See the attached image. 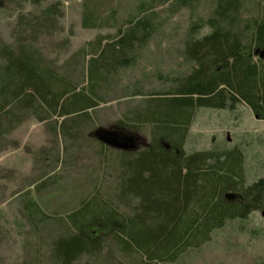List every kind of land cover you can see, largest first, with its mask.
Masks as SVG:
<instances>
[{"label": "rangeland", "instance_id": "rangeland-1", "mask_svg": "<svg viewBox=\"0 0 264 264\" xmlns=\"http://www.w3.org/2000/svg\"><path fill=\"white\" fill-rule=\"evenodd\" d=\"M218 1L0 0V52L15 54L24 46L75 93L84 91L97 104L87 117H59L37 102L24 109L0 95V264H61L55 244L75 234L68 217L89 201L127 216L137 211L136 198L120 196L124 163L151 145L155 127L135 118L196 68L187 45L217 27L248 45L254 22H264V0H237L235 11L215 25ZM130 33L137 39L123 63L99 69L94 81L89 60ZM6 64L0 55V84ZM98 131L128 136L137 150L104 144ZM233 148L242 153L245 186L264 177V121L242 103L234 109L197 108L184 153ZM114 228L84 227L83 237L102 238L100 252L71 264H168L148 263L134 251L123 254L110 237ZM169 264H264V215L226 222L209 242Z\"/></svg>", "mask_w": 264, "mask_h": 264}, {"label": "trees", "instance_id": "trees-1", "mask_svg": "<svg viewBox=\"0 0 264 264\" xmlns=\"http://www.w3.org/2000/svg\"><path fill=\"white\" fill-rule=\"evenodd\" d=\"M177 1L187 5L192 0ZM237 2L219 0L214 24L234 12ZM83 22L89 27V17ZM253 31L248 45L219 27L187 45L186 56L196 68L165 98L151 101L146 114L135 118L155 127L151 145L124 163L127 176L120 196L136 198L137 211L127 216L94 200L83 204L68 217L75 234L55 244L54 256L61 264L100 252L101 237L87 239L79 234L96 223L115 227L110 237L123 254L134 251L148 263L169 264L209 242L212 232L226 222L245 220L255 212L264 215V177L245 186L238 148L189 155L183 151L197 108L234 109L242 103L264 121V22H254ZM136 37L130 33L107 44L89 60L90 77L95 81L99 69L111 71L121 65ZM0 55L7 61L0 95L14 99L20 108L37 102L53 116L87 117L84 113L97 106L84 91L75 93L70 83L43 67L24 46L15 54L4 49Z\"/></svg>", "mask_w": 264, "mask_h": 264}, {"label": "water", "instance_id": "water-1", "mask_svg": "<svg viewBox=\"0 0 264 264\" xmlns=\"http://www.w3.org/2000/svg\"><path fill=\"white\" fill-rule=\"evenodd\" d=\"M96 134L104 144H107L111 147L126 151L128 150L132 152H135L137 150L136 148L137 146L134 143V140L128 136H124L121 135L120 133L111 132V131H98L96 132ZM230 197L226 196V198H230Z\"/></svg>", "mask_w": 264, "mask_h": 264}]
</instances>
